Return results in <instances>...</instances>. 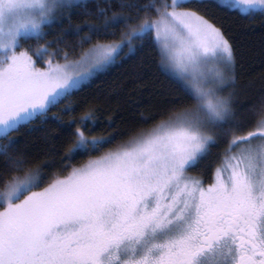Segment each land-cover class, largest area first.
<instances>
[{"label": "snow or ice", "instance_id": "6c2138e0", "mask_svg": "<svg viewBox=\"0 0 264 264\" xmlns=\"http://www.w3.org/2000/svg\"><path fill=\"white\" fill-rule=\"evenodd\" d=\"M187 3L121 0L113 5L116 12L88 0H0V160L7 177L36 168L14 177L0 198V264H117L122 242H139L149 228L173 225L177 231L164 243L123 264H264V99L250 119L240 117L233 49L219 28L185 10ZM243 3L245 12L264 8V0ZM73 16L85 22L73 24ZM64 22L69 26L61 34L79 38L82 49L117 33L120 42H97L79 59L65 52L64 63L38 69L25 44L45 39L53 24ZM162 23L161 62L178 71L186 99L174 103L177 110L152 134L33 191L47 178L13 134L43 119L125 48L138 51L135 42L146 45L153 33L159 41ZM95 118L87 112L70 122L76 128L66 133L69 158L107 142L82 130ZM221 143L227 145L221 175L205 187L189 171ZM73 223L77 227L69 228Z\"/></svg>", "mask_w": 264, "mask_h": 264}, {"label": "trees", "instance_id": "16d2710c", "mask_svg": "<svg viewBox=\"0 0 264 264\" xmlns=\"http://www.w3.org/2000/svg\"><path fill=\"white\" fill-rule=\"evenodd\" d=\"M88 2H95L101 8L110 7L113 11H120L113 5H118L121 0ZM125 2L146 4L150 0ZM186 9L203 16L219 28L230 43L237 83L234 103L240 117L250 119L248 113L264 99V8L241 13L238 9L215 0H188ZM85 19L73 16L72 23L80 25ZM88 22L93 21L89 19ZM68 26L67 22L53 24L45 39H30L24 47L33 58L45 57L57 61L63 59L65 52L73 58L97 42L120 40L117 33L116 36H107L93 40L91 44H84L82 49L79 38L61 34V30ZM58 38L60 42H57ZM149 39L150 42L146 45L136 41L135 47L138 51L120 54L114 63L85 81L43 119L36 118L13 134L18 148L26 154L33 166L41 167L42 175L47 178L37 188L56 179H64L91 159L123 149L133 141L154 132L177 110L173 108L174 103L186 99L185 86L165 69L158 46L153 37ZM189 107L194 108L195 104H190ZM87 112H95L96 118L88 121L87 129L82 130H90L89 139L106 137L107 142L96 151L69 158L67 153L71 144L66 133L69 130L75 131L76 128V124L70 122L78 121ZM57 116L62 118L63 123L57 122ZM247 130L257 129L249 125ZM226 147L223 143L219 147H213L210 154L189 172L203 185L209 184L212 181L213 168L224 157ZM25 171L35 172L36 168L13 171L7 177L3 171V161L0 160V178L7 177L6 183L0 182V198L13 178H22ZM2 208L0 207V211Z\"/></svg>", "mask_w": 264, "mask_h": 264}, {"label": "rangeland", "instance_id": "374dc122", "mask_svg": "<svg viewBox=\"0 0 264 264\" xmlns=\"http://www.w3.org/2000/svg\"><path fill=\"white\" fill-rule=\"evenodd\" d=\"M215 1L218 2V3H220V4H222V5H225V6H228V7H231V8H236V9H238L241 13H251L252 11H254V10H251V9H249L247 12L242 11V10L245 9V7H246V5L243 3V0H215ZM182 2H184V0H182ZM260 9H263V8H261V7H257L255 10H260ZM185 10L190 11V12L194 13L196 16L202 17L204 20L208 21V20L205 19L203 16H201V15H199V14H197V13H195V12L189 10V9H185ZM154 18H155V17H154ZM208 22H209V21H208ZM209 23H211V22H209ZM211 24H212V23H211ZM214 26H215V25H214ZM215 27H216V26H215ZM216 28H217V27H216ZM164 29H165V24L162 23V24H161V27H160V31H161V39H160L159 41L156 40V38H155L156 34H155V33H153V36H152V37H153V40H154L155 44L158 46L160 52L162 51V47H163V33H164ZM119 42H120V40H118V41H103V42H99V43H105V44H108V43H119ZM91 47H92V46H91ZM89 48H90V47H89ZM87 49H88V48H87ZM87 49H85V50H87ZM127 52H128V49L125 48L123 54H125V53H127ZM29 54H30V53H29ZM121 54H122V53H121ZM32 58H33V57H32ZM117 58H118V57H117ZM70 59H79V55H78V56H75V57H73V58H70ZM33 60H34V62H35V66H36L38 69H40V70H46V69L48 68L49 63H51V64H53V65H55V64H57V63H60V64L64 63V60H63V59H62V60H57V61H51V60H49L48 58H45V57H37V58H33ZM164 67H165V69H166L169 73H171L174 77H176L177 79L180 80V77H179L178 71L173 70V69H171V68H169V67H166L165 65H164ZM180 81H181V80H180ZM229 91H232V89H229ZM194 108H195V107H194ZM156 129H157V128H156ZM256 131H258V130H256ZM152 133H153V132H152ZM152 133H150V134H152ZM148 135H149V134H148ZM145 136H147V135H145ZM145 136H143V137H145ZM141 138H142V137H141ZM138 140H139V139H138ZM136 141H137V140H136ZM125 147H126V146H125ZM119 150H122V149H119ZM119 150H118V151H119ZM116 151H117V150H115V151H111V152H107V153L102 154V155H99V156H97V157L91 159L90 161H88L83 167H86V166L88 165V163L91 162V161L100 160V159H102V158H104V157H106V156H108V155H110V154H112V153H114V152H116ZM223 160H224V157L219 161V164H217V166H215V168H213L212 182H210L209 184H212V183L216 182L218 176L221 175V173H220V168H221V165H222V161H223ZM83 167H81V168H83ZM81 168H79V169H81ZM70 175H71V174H70ZM70 175H69V176H70ZM189 175H190L192 178L198 180V178H197L195 175H193L191 172H189ZM227 175H228V172H227V171H224V172L222 173V176H223L224 178H226ZM69 176H68V177H69ZM68 177H66V178H68ZM66 178H64V179H66ZM198 181H200V180H198ZM51 183H52V182H51ZM49 184H50V183H49ZM49 184H47L46 186L40 187V188H35V189H33V191H43V189H44L45 187H48ZM8 193H9V188L3 193V195H2L1 198L6 197V195H7ZM30 194H31V193H26V194H24V196H26V195H30ZM24 196H22L21 199H23ZM1 202L3 203L2 199H1ZM146 203H147V205H148V210H151V208H152V206H153V203H154V198H152V197L148 198V200L146 201ZM3 210H4V208H2L1 211H3ZM68 227L71 228V229H74L75 227H77V225H75V224L73 223V224H70ZM148 231H150V233L144 235V237H143L139 242H136V243L134 244V243L131 242V241H127V243L124 244V245L127 246V249H126V252H127V253H126L125 255L128 256V258H129L130 256H134L135 254H138V255H142V254H144L145 251L147 250V248L150 247L151 244H152L153 242L160 241L159 238H160L162 241L165 242V241H166L171 235L175 234V232L177 231V228H176L175 225H173V226H170V227H168V228L157 229V230H155V231H153L151 228H149ZM148 245H149V246H148ZM133 246H134L135 248H137V250H135V249L133 248Z\"/></svg>", "mask_w": 264, "mask_h": 264}, {"label": "flooded vegetation", "instance_id": "af4514ba", "mask_svg": "<svg viewBox=\"0 0 264 264\" xmlns=\"http://www.w3.org/2000/svg\"><path fill=\"white\" fill-rule=\"evenodd\" d=\"M211 182H212V181H211ZM209 185H210V184H205L204 186L207 187V186H209ZM148 230H149V229H148ZM148 230H146L145 235L150 233V231H148ZM159 240H160V241L153 242L152 244L164 243V241H162L160 238H159ZM127 241H128V240L122 242L121 245L119 246V248L116 250V255L119 257V259H118V261H117V264H123V262L126 261V260H128L129 258H132V259H138V258H140L141 256L144 255V254H142V255L135 254L134 256H130V257L128 258V256L125 255V254L127 253V252H126L127 246L124 245V244L127 243ZM131 242H133V243L135 244L137 241H134V240H133V241H131ZM152 244H151V245H152ZM148 246H149V245H148ZM150 247H151V246H150ZM133 248H134L135 250H137V248H135L134 246H133ZM148 248H149V247H148ZM158 254H159V253L156 252V251L153 252V256H156V255H158ZM102 259H104V257H102Z\"/></svg>", "mask_w": 264, "mask_h": 264}]
</instances>
